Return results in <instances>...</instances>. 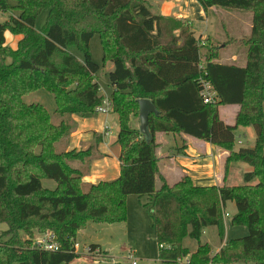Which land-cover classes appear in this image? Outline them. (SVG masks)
Listing matches in <instances>:
<instances>
[{"label": "trees", "instance_id": "16d2710c", "mask_svg": "<svg viewBox=\"0 0 264 264\" xmlns=\"http://www.w3.org/2000/svg\"><path fill=\"white\" fill-rule=\"evenodd\" d=\"M196 1L205 11L252 12L250 35L226 44L246 46L245 66L220 63V47L209 48V39L202 44L189 21L153 13L147 0H0V12H12L0 25V223L8 226L0 237V264H71L80 257L78 233L89 222H124L133 195L154 199L164 264H264V0ZM44 11L47 21L37 29ZM7 31L22 37L16 49L6 45ZM96 35L104 65L114 66L109 100L119 117L120 176L88 184L83 180L93 161L104 157L98 150L103 137L95 134L86 150H68V144L78 127L73 117L94 118L105 101L100 67L90 54ZM72 45L84 60L68 51ZM203 81L212 85L215 103H204ZM39 90L53 95L54 116L42 104L24 102ZM141 99L157 110L149 116L148 137L132 124ZM232 105L239 111L228 125L220 108ZM249 127L254 147L236 148V132ZM157 132H182L228 151L226 175L233 164L253 170L236 185L199 187L189 176L170 185L160 176ZM43 180L55 181L56 189L45 188ZM228 202L237 209L231 225L246 227L248 235L214 254L202 237L214 227L225 241ZM34 232L53 233L60 250L36 248ZM90 248L100 251L99 245Z\"/></svg>", "mask_w": 264, "mask_h": 264}, {"label": "rangeland", "instance_id": "374dc122", "mask_svg": "<svg viewBox=\"0 0 264 264\" xmlns=\"http://www.w3.org/2000/svg\"><path fill=\"white\" fill-rule=\"evenodd\" d=\"M151 6L152 12L159 13L156 10V6L159 5L160 0H147ZM215 8V7H214ZM218 10L210 14V19H215L214 27L217 29V37L214 36V40L208 42L209 48H218L222 52L223 59H226V55L238 54V60L234 63L237 66L243 67L246 65V46L242 44H229V41L236 40L239 41L246 38L251 33L252 25V12L250 11H240V10H226L222 8H217ZM12 12L2 13L0 12V25L4 24ZM48 17V12L44 11L37 19L36 28L42 29L45 25ZM212 17V18H211ZM189 21V20H182ZM192 23V28L194 29V23ZM199 26L201 22L196 20ZM196 27V26H195ZM197 35L199 30L195 28ZM226 29H228L232 38H226ZM8 38H12L10 32H6ZM15 36V35H13ZM201 42L205 40L201 39ZM13 44L8 41V46ZM224 45L226 48H221ZM11 47V46H10ZM68 51L74 54L78 59L84 60L83 53L77 45H72L68 48ZM226 52V53H225ZM90 54L92 60L95 64L99 65L100 69L97 73L98 83L100 85V92L105 97V100L111 97L113 93V87L110 82L109 74L112 68L108 65H104L103 61V49L100 37L98 35L94 36L90 42ZM224 62V61H223ZM204 65V64H203ZM108 97V98H107ZM24 102L27 104L38 103L42 104L47 108L49 113L54 116L56 111V103L52 94L45 90H39L26 97H24ZM58 119L57 117L54 118ZM133 121H137L136 125H139V117L133 118ZM134 123V122H133ZM237 142L241 140L243 142L242 147L253 148L256 140V133L254 128H240L236 132ZM239 144L236 148L241 147ZM58 150H61V145H59ZM228 152V151H226ZM229 156V152H228ZM239 164H233L230 170L234 167L237 168ZM240 165L245 169L249 168L252 171V167L246 163H240ZM238 169V168H237ZM249 170L246 172H250ZM239 169L235 173L230 171V175L233 173V181L231 185H236L242 183L240 175H238ZM245 173V172H244ZM243 174V172H242ZM170 182H175L170 179ZM43 186L50 190L56 189V182L52 180H43ZM160 187V181H156V188ZM153 197L151 196H129L127 197L126 208L127 215L124 222H117L114 224H97L89 222L87 226L81 230L76 238L75 243L79 244L78 255L71 264H133L136 261L137 264H164L159 259V246L156 238V230L154 227L153 215ZM237 209L235 204L232 202L227 203L224 213L225 225H226V235L225 241L243 238L248 235V229L243 226H232L231 219L235 215ZM229 214V217H225ZM8 230L6 224L0 223V237ZM37 233L33 234V244L35 246V241L38 238L45 237L47 234ZM204 233L202 237V243H209L212 246L213 253L217 250L218 245L216 243H221L217 229L210 228ZM23 239H28V235L24 232H20ZM4 240V238H3ZM91 245H99L101 250L94 255H90L85 252V248ZM191 248H196V243H189ZM187 260V258L185 259ZM183 260V261H185ZM245 264V263H240ZM250 264V263H248Z\"/></svg>", "mask_w": 264, "mask_h": 264}, {"label": "crops", "instance_id": "0c3cea01", "mask_svg": "<svg viewBox=\"0 0 264 264\" xmlns=\"http://www.w3.org/2000/svg\"><path fill=\"white\" fill-rule=\"evenodd\" d=\"M156 10L159 12L157 14L164 17H174L178 20L186 19L193 22V31L196 38L212 41L215 39L214 36H218V31L214 27L215 19L212 17V20L210 19V14L213 12L215 15V12L218 10L217 8H210L205 11L196 0H160L159 5L156 6ZM196 20L202 23L201 26L198 25ZM195 26L197 29H200V36L197 35L198 30L195 29ZM225 31L226 38L234 37L230 35L228 29ZM5 38L6 45L10 41L13 43L10 46L16 49L22 37L12 35V38H8V35L5 34ZM221 48H226V46L222 45ZM236 60H238V54L226 55V59H223L222 52L220 51L219 53L218 61L222 64L235 65L234 62ZM107 65L113 70L114 66L111 63ZM238 111L239 106L236 105L222 106L220 108V116L226 124L234 125ZM73 118L77 122L78 127L70 137L68 150H86L94 141L95 134L102 135L103 137L98 150L104 157L93 161L90 174L84 178V183L97 184L102 181L117 179L120 176L119 157L121 153L120 145L117 144L120 130L118 115L111 111L107 115L98 114L94 118L83 119L76 116ZM135 123L137 121H132L135 128H140V121L139 125ZM156 142L160 145L158 149L160 176L166 179L170 185H174L183 177L189 176L196 186L221 187L234 181L232 179L233 173L229 176L230 171H235L236 173L239 169L238 175L240 177H242V172L250 171L249 168L244 169L239 164L237 166L238 169L234 167L226 175L225 163L228 152L182 132H157ZM170 179L175 182H170ZM157 180H159V177ZM161 184L160 181V186ZM206 232L205 234H207ZM227 242L228 240L220 244L216 243L218 247L215 253L224 250Z\"/></svg>", "mask_w": 264, "mask_h": 264}, {"label": "built area", "instance_id": "2783aa9c", "mask_svg": "<svg viewBox=\"0 0 264 264\" xmlns=\"http://www.w3.org/2000/svg\"><path fill=\"white\" fill-rule=\"evenodd\" d=\"M202 68L204 66H201ZM203 91L201 92V96L203 97V101L205 104H212L217 101V96L215 91L212 88V85L206 81L202 82ZM112 111V104L109 99H106L101 106L96 109L97 114L107 115ZM239 145H243L241 140L238 141ZM225 217H229V214H226ZM35 247L45 251L58 252L60 250V246L55 242V236L53 233L47 234L45 237L38 238L35 241ZM75 252L78 253L79 244L75 243ZM163 248V246H161ZM85 252L94 255L98 251L92 253L90 246L85 248ZM133 264H137L136 261Z\"/></svg>", "mask_w": 264, "mask_h": 264}, {"label": "water", "instance_id": "95a60500", "mask_svg": "<svg viewBox=\"0 0 264 264\" xmlns=\"http://www.w3.org/2000/svg\"><path fill=\"white\" fill-rule=\"evenodd\" d=\"M139 104V121L140 131L143 135L149 136L148 119L150 114H156L157 110L151 100L141 99L138 101Z\"/></svg>", "mask_w": 264, "mask_h": 264}]
</instances>
